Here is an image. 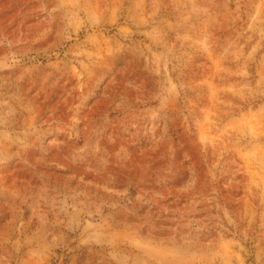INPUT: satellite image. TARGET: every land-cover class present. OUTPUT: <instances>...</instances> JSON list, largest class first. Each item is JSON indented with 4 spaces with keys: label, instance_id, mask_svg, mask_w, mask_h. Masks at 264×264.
<instances>
[{
    "label": "rangeland",
    "instance_id": "374dc122",
    "mask_svg": "<svg viewBox=\"0 0 264 264\" xmlns=\"http://www.w3.org/2000/svg\"><path fill=\"white\" fill-rule=\"evenodd\" d=\"M0 264H264V0H0Z\"/></svg>",
    "mask_w": 264,
    "mask_h": 264
},
{
    "label": "trees",
    "instance_id": "16d2710c",
    "mask_svg": "<svg viewBox=\"0 0 264 264\" xmlns=\"http://www.w3.org/2000/svg\"><path fill=\"white\" fill-rule=\"evenodd\" d=\"M220 33H221V31H217V30H213V36H214V45L215 44H217V43H219V39L221 38V36H220ZM201 168V166H199V169ZM198 169V168H197ZM210 185L206 182V181H203L202 179L200 180V182H199V184L197 185V187H196V189H197V191H199V190H202V192H206V190L205 189H203V188H208ZM172 192H170V193H168V194H171ZM171 199V197H169L168 199H167V201L168 200H170Z\"/></svg>",
    "mask_w": 264,
    "mask_h": 264
}]
</instances>
